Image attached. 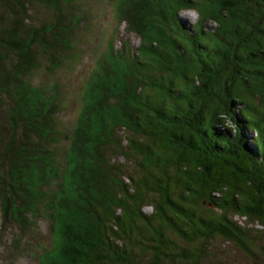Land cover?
<instances>
[{
  "label": "trees",
  "instance_id": "1",
  "mask_svg": "<svg viewBox=\"0 0 264 264\" xmlns=\"http://www.w3.org/2000/svg\"><path fill=\"white\" fill-rule=\"evenodd\" d=\"M109 6L139 44L110 41L71 122L52 76L79 58L85 7L0 0V229L21 248L44 224L33 264H199L214 238L264 257V0Z\"/></svg>",
  "mask_w": 264,
  "mask_h": 264
},
{
  "label": "rangeland",
  "instance_id": "2",
  "mask_svg": "<svg viewBox=\"0 0 264 264\" xmlns=\"http://www.w3.org/2000/svg\"><path fill=\"white\" fill-rule=\"evenodd\" d=\"M83 5L87 11L88 19L80 22V28L77 31L75 37L79 40L77 42L78 48L74 51L78 53V60L71 65V61L64 64L57 72L52 76L62 86L66 106L61 113V119L70 120L74 122L76 115L79 111L80 101L78 95L83 84L93 69L94 64L101 54L110 45V41L113 42V49L124 48L129 45L135 49L139 44V38L134 33L128 32L124 26L118 25V21L113 16L112 8L109 6L110 0H76ZM41 15L40 18H44ZM179 19L184 23L186 28L192 30V25L197 20V13L194 10L180 11L178 14ZM213 23H205L204 27L210 29L214 27ZM123 44H125L123 46ZM75 53V54H76ZM237 116L240 118V114L237 111ZM226 127L231 128L233 133L234 125L231 124L230 119H226ZM223 130L222 126L218 127ZM246 140L250 143L251 138L255 136L254 132H247L244 129ZM130 134L119 133L122 139ZM125 141L123 140V143ZM115 154V153H114ZM114 161L117 164H122V169L126 172H135L136 165L134 162L126 160L124 156L118 154L114 156ZM133 172V174H134ZM125 183L128 180L123 179ZM142 213L149 215L152 212L151 206H143ZM234 220L238 224H245V219L240 216H234ZM252 229L251 234L257 237L256 246L258 247L256 253H261L260 248H264V229L256 222L253 221L249 224ZM256 229L261 230L256 232ZM14 232L11 230L2 231L0 229V264H33V258L25 252V249L36 251L39 249L38 244L47 245L48 234L44 230V224H39V232L34 238L29 239L26 243H23L21 248L15 245L12 241ZM15 235V234H14ZM16 236V235H15ZM205 245L204 256L199 264H264V257L260 256H247L245 255L233 242L225 241L224 239L214 238L207 241ZM31 248V249H30ZM260 251V252H259ZM35 262V261H34Z\"/></svg>",
  "mask_w": 264,
  "mask_h": 264
}]
</instances>
